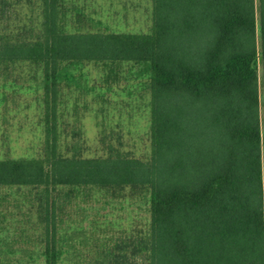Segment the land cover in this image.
<instances>
[{
  "label": "trees",
  "instance_id": "obj_1",
  "mask_svg": "<svg viewBox=\"0 0 264 264\" xmlns=\"http://www.w3.org/2000/svg\"><path fill=\"white\" fill-rule=\"evenodd\" d=\"M63 1L0 0V75L23 62L43 73L42 153L0 159V186L38 200L42 264H59L70 192L126 189L147 197L149 217L104 264H264V0H151L149 32L68 30ZM85 61L147 68L148 156L112 142L61 151L58 83Z\"/></svg>",
  "mask_w": 264,
  "mask_h": 264
},
{
  "label": "rangeland",
  "instance_id": "obj_2",
  "mask_svg": "<svg viewBox=\"0 0 264 264\" xmlns=\"http://www.w3.org/2000/svg\"><path fill=\"white\" fill-rule=\"evenodd\" d=\"M68 30L149 32L151 0H64ZM58 83L57 131L60 149L72 145L85 156L101 154L108 142L131 155L150 152L149 72L136 62L68 63ZM43 73L18 63L0 75V159L38 156L46 134ZM71 193L56 224L59 264H104L125 235L142 229L149 217L142 192L93 190ZM34 191L0 186V264H42L45 228ZM56 197L59 195L56 194ZM63 197V196H62ZM59 201L60 199H56Z\"/></svg>",
  "mask_w": 264,
  "mask_h": 264
}]
</instances>
